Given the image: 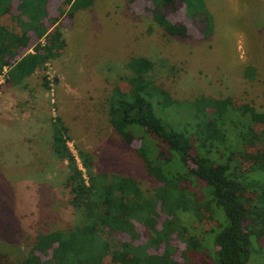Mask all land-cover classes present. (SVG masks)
Segmentation results:
<instances>
[{"label": "trees", "instance_id": "16d2710c", "mask_svg": "<svg viewBox=\"0 0 264 264\" xmlns=\"http://www.w3.org/2000/svg\"><path fill=\"white\" fill-rule=\"evenodd\" d=\"M147 1L166 33L188 35L184 20L168 17L183 6L202 36L211 34L212 15L204 0ZM48 2L0 0V74L7 66V84L47 70L48 61L64 49L59 16H49ZM93 2L63 0L57 11L73 17ZM126 65L128 89L113 87L109 121L126 144L139 139L137 154L159 185L145 196L133 177L94 173L90 154L72 152L66 127L56 118L52 149L67 163L65 185L83 219L68 231L40 234L19 264H102L106 258L109 264H248L264 242V110L230 97L178 101L147 77L153 67L149 58L133 56ZM41 83L50 89L46 73ZM172 106H185L190 119L163 115ZM185 215L193 218L189 226L182 221ZM207 220L211 224L205 228ZM173 240L183 244L181 260ZM0 264L9 263L0 257Z\"/></svg>", "mask_w": 264, "mask_h": 264}, {"label": "rangeland", "instance_id": "374dc122", "mask_svg": "<svg viewBox=\"0 0 264 264\" xmlns=\"http://www.w3.org/2000/svg\"><path fill=\"white\" fill-rule=\"evenodd\" d=\"M62 1L47 5L49 16H59L66 41L58 58L18 85L0 83V257L9 264H19L40 234L68 231L83 219L65 185L67 163L52 149L56 118L66 127L72 152L90 154L94 173L133 177L145 196L159 185L137 154L139 139L126 144L109 121L108 98L117 84L128 89L131 57L149 58L153 67L147 77L178 101L230 97L264 110V0H204L213 20L207 37L185 17L183 6L168 17L185 21L186 37L166 33L153 20L147 0H94L73 17L58 13ZM32 41L30 49L34 35ZM44 73L50 89L41 83ZM187 112L185 106H172L163 115L190 119ZM228 133L235 137L234 129ZM184 218L187 226L193 222L192 216ZM172 242L181 260L183 244ZM248 264H264V242Z\"/></svg>", "mask_w": 264, "mask_h": 264}, {"label": "built area", "instance_id": "2783aa9c", "mask_svg": "<svg viewBox=\"0 0 264 264\" xmlns=\"http://www.w3.org/2000/svg\"><path fill=\"white\" fill-rule=\"evenodd\" d=\"M7 66L3 68L2 73L0 74V83L4 82L6 80V72H7Z\"/></svg>", "mask_w": 264, "mask_h": 264}, {"label": "crops", "instance_id": "0c3cea01", "mask_svg": "<svg viewBox=\"0 0 264 264\" xmlns=\"http://www.w3.org/2000/svg\"><path fill=\"white\" fill-rule=\"evenodd\" d=\"M63 38H64V37H63ZM65 46H66V45H65ZM56 58H58V57H56ZM36 71H37V70H36ZM36 71H35V72H36ZM27 77H28V76H27ZM27 77H26V78H27ZM2 110H3V107L0 106V115H1ZM1 118L4 120V118H3L2 116H1ZM1 121H2V120H1Z\"/></svg>", "mask_w": 264, "mask_h": 264}]
</instances>
